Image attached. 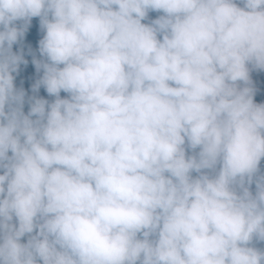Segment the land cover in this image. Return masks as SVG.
Returning a JSON list of instances; mask_svg holds the SVG:
<instances>
[{
	"label": "clouds",
	"instance_id": "9594fccd",
	"mask_svg": "<svg viewBox=\"0 0 264 264\" xmlns=\"http://www.w3.org/2000/svg\"><path fill=\"white\" fill-rule=\"evenodd\" d=\"M239 4L0 0V264H264V0ZM37 17L55 100L26 115Z\"/></svg>",
	"mask_w": 264,
	"mask_h": 264
},
{
	"label": "trees",
	"instance_id": "16d2710c",
	"mask_svg": "<svg viewBox=\"0 0 264 264\" xmlns=\"http://www.w3.org/2000/svg\"><path fill=\"white\" fill-rule=\"evenodd\" d=\"M153 13L157 15V18L163 13L158 12H149V19L144 21L145 23L150 22L151 20L156 19L153 16ZM18 24L22 22H17ZM43 33L39 27V18H33L31 25L28 28L25 36L22 40H20L17 44L13 45V53L17 55H21L23 57V61H27V63L21 62L18 70L13 73L14 77V87L19 91H23L25 93L24 96V105L23 111L27 115L30 110V101L33 97L36 99H45L48 100L49 103L55 100V97L49 96L46 90L41 86L38 91H33V86L37 83V81L42 77L43 70L41 69L39 72L36 70L35 64L33 60H41L42 57L39 54V40L42 38ZM250 87L253 89V99L255 103H264V70H258L256 74L252 77ZM61 98H68V94L61 92ZM7 111V107H6ZM35 119V117H33ZM11 155V153H9ZM195 176L196 174L193 173ZM250 191L255 194L256 188L250 186ZM22 242H27V236L22 238ZM258 249H264V242H259L254 240L253 245Z\"/></svg>",
	"mask_w": 264,
	"mask_h": 264
},
{
	"label": "rangeland",
	"instance_id": "374dc122",
	"mask_svg": "<svg viewBox=\"0 0 264 264\" xmlns=\"http://www.w3.org/2000/svg\"><path fill=\"white\" fill-rule=\"evenodd\" d=\"M237 4H238V6L243 7L242 4H239V0H237ZM153 16L157 18V15H155L154 13H153ZM249 67H250V80H251L252 77L256 74V72H257L258 70L252 68L251 65H250ZM241 86L243 87L244 85L241 84ZM248 86H250V85H248ZM198 151H199V150L197 149L196 152H198ZM194 154H195V153L192 152L191 150L188 151V155H194ZM262 174H264V160L261 161V164H260V171L257 173V176L254 177V179H253V183L251 184L252 187H255V188H256L255 180L259 177V175H262ZM246 186H247V185H246Z\"/></svg>",
	"mask_w": 264,
	"mask_h": 264
}]
</instances>
